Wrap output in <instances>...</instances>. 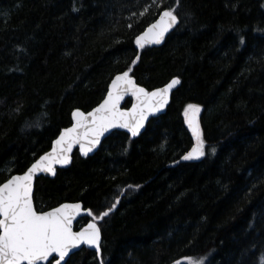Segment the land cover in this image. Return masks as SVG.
<instances>
[{
	"label": "trees",
	"instance_id": "trees-1",
	"mask_svg": "<svg viewBox=\"0 0 264 264\" xmlns=\"http://www.w3.org/2000/svg\"><path fill=\"white\" fill-rule=\"evenodd\" d=\"M165 9L179 25L139 50ZM129 69L150 90L182 83L138 138L114 131L93 156L76 152L37 179L39 210H92L77 228L120 200L99 221L102 259L84 247L66 264H264V0H0V184ZM190 103L202 108L205 155L186 161Z\"/></svg>",
	"mask_w": 264,
	"mask_h": 264
},
{
	"label": "snow or ice",
	"instance_id": "snow-or-ice-1",
	"mask_svg": "<svg viewBox=\"0 0 264 264\" xmlns=\"http://www.w3.org/2000/svg\"><path fill=\"white\" fill-rule=\"evenodd\" d=\"M135 15V14H133ZM174 10H165L157 23L136 38L141 48L145 43L159 44L171 27L177 24ZM131 27V24H129ZM139 60V57H136ZM130 71L116 75L107 98L92 112L74 113L75 125L64 130L55 141L56 147L42 156L23 175H13L0 186V264H42L58 254L60 264L73 249L88 245L97 252L101 248V229L96 221H103L120 203L119 198L107 210L93 217V222L80 231H73V222L82 213L81 203H64L50 211H37L33 202V179L37 172L55 175L56 164H68L74 145L79 144L85 156L92 152L109 129H128L133 137L139 135L148 116L159 112L169 101L171 90L180 83L171 80L166 87L147 91L137 85ZM135 97L136 103L130 111H121L120 103L125 96ZM200 105L188 104L184 111L187 123L196 139V146L184 160L200 159L205 155V142L200 126ZM215 152V149H212ZM131 187V186H129ZM92 216L91 210L87 213ZM190 259V264H204L203 260ZM176 264H182L177 261Z\"/></svg>",
	"mask_w": 264,
	"mask_h": 264
},
{
	"label": "water",
	"instance_id": "water-1",
	"mask_svg": "<svg viewBox=\"0 0 264 264\" xmlns=\"http://www.w3.org/2000/svg\"><path fill=\"white\" fill-rule=\"evenodd\" d=\"M165 10H170V9H165ZM165 10H163V11L159 14V16L157 17V19H156L154 22H152L149 26H147V27L145 28V30H144L143 32H141V34H140L139 36L143 35V34L147 31V29H148L152 24L157 23V22L159 21L160 17L162 16V14H163V12H164ZM174 14L178 17V21H179V22H178L177 24H175L173 27H171V28L169 29L168 32L165 33L162 42L159 43V44H155V43H145V44H144V47H146V46H158V45H162V44L165 42V40L167 39L168 35H169L171 32H173V31L175 30V28H176V27L179 25V23H180L179 16H178L175 12H174ZM139 36H138V37H139ZM144 47H143V48H144ZM137 48H138L139 50L143 49V48H141L139 45H137ZM123 72H125V71L119 72V73L115 74V75L112 77V79H111L110 82H109V85H108V88H107V92H106L104 98L101 100V102H100L98 105H96L94 108H92V109L89 110V111H85V110H83V109H81V108H76V109L73 110V112H72V114H71V116H72V124L69 125V126H67V127H65V128H63V129L61 130V132L59 133V135L57 136V138L54 139L51 148H50L47 152H45L44 154H42L38 159H36L32 164L36 163V162H37L42 156H44V155L50 153V152L53 150V148L56 147V145H55V141L59 138L60 135L63 134L64 130L67 129V128H71V127H73V126L75 125V122H76V121H75L74 113H75L77 110L82 111V112H84L85 114H87V113H89V112H92L95 108L99 107L100 104L103 103V101L107 98V93H108L109 91H111V83H112V81L115 79V76H116V75H120V74H122ZM130 76L136 81V83H137L138 86L145 88V89H146L147 91H149V92H151V91H155V90H158V89H161V88L166 87L167 84H169V83L171 82V80L174 79V78H178V79L180 80V83H179L178 85H176V86L171 90V92H170V94H169V101H168L167 105H166L164 108H162L159 112H153V113H151V114L148 116L147 120L145 121L144 127L140 130L139 135L133 137V136L131 135L130 131H129L128 129H124V128H112V129H109L108 132H106V133L104 134V136L101 137L100 144H99V145H98V146H97L92 152H90L87 156H85V155L83 154V152L81 151V146H80L79 144L74 145V146H73V149H72V152H71V154H70V155H71V161H70V163H68V164H64V165L56 164V165H55V175H52L51 173H47V172H37V173L35 174V176H34V179H33V202H34V207L37 209V211H50V210H52V209H54V208H56V207H59L60 205H62V204H64V203H81V204L83 205L81 215H80L79 217H77L76 220L73 222V231H80V230H82L83 227H86L88 223L93 222V218H91V219H89L86 223H84L82 226H80V227L77 228V224H78V222H79L82 218H85V217H91V216H89V215L87 214V213H88V210H91V209H90V208H86V207H85V204H84L83 201H81V200H75V201H63V202L59 203L58 205H56V206H54V207H52V208H49V209H46V210H39V209L37 208V206H36L35 197H34V195H35V188H36V182H37V179L40 178V177H42V176H44V177H51V178L56 177L57 172H58L59 169H65V168H68V167H70V166L72 165L73 160H74V155H75L76 152H78V153L81 155V157H83V158H88L89 156H93V155H94V154L100 149V147H101L103 141H104L107 137H109L114 131H125V132L128 133L133 139L138 138L139 136H141V135L145 132V130L147 129V127H148V125H149V123L151 122L152 119L157 118V117H160L161 115H163V114H165V113L167 112L168 107H169V105H170V103H171V101H172L173 93L175 92V90L178 89V87H179V86L181 85V83H182L181 78L177 76V77H173V78H172L171 80H169L167 83H165V84H163V85H161V86H158V87H156V88L150 90V89H148L147 87H145V86L141 85L140 83H138V82H137V79L131 74V72H130ZM128 99H131V102H130V105H129V106H126L125 104H126V102L128 101ZM135 103H136V99H135V97H133V96H131V95L129 94V95L125 96L124 99L121 101V103H120V109H121V111H130L131 108H132V106H133ZM200 117H201V112H200V114H199V121H200ZM186 126H187V129H188L189 133H190V134L192 135V137L195 139L194 135L192 134L191 129H190L189 126H188L187 118H186ZM200 126H201V124H200ZM195 140H196V139H195ZM195 146H196V145H195ZM190 152H191V151H190ZM201 158H202V157H201ZM32 164H31V165H30V166H29L24 172H22V173H15V174H12L11 176H13V175H23V174H25V173L28 171V169L32 166ZM11 176H10V177H11ZM10 177H9V178H10ZM9 178H8V179H9ZM8 179H6L3 183L7 182ZM3 183H1L0 186H2ZM91 212H92V210H91ZM0 218H2V217H0ZM96 222L98 223V226H99L100 229H101V248H100V251L97 252L94 248H92L91 246H88V245H81L79 248L73 249L72 252H70L69 255H68L67 257H65V260L60 262V264H66L67 261L71 258L72 255H74L75 253H77L78 251H80L81 249H83L84 247H86V248H88V249H90V250H93V251L97 252L98 257H99L100 259H102L103 231H102V228H101V225H100L99 221H96ZM58 259H59L58 254H53V257H50V258H49V262H42V264H48V263H50V262H53V264H56V261H57Z\"/></svg>",
	"mask_w": 264,
	"mask_h": 264
},
{
	"label": "rangeland",
	"instance_id": "rangeland-1",
	"mask_svg": "<svg viewBox=\"0 0 264 264\" xmlns=\"http://www.w3.org/2000/svg\"><path fill=\"white\" fill-rule=\"evenodd\" d=\"M201 111H202V108H201Z\"/></svg>",
	"mask_w": 264,
	"mask_h": 264
}]
</instances>
